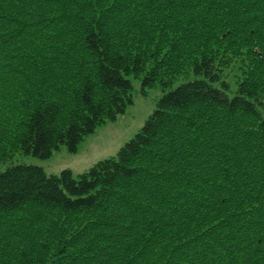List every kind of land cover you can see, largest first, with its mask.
<instances>
[{
    "label": "trees",
    "instance_id": "16d2710c",
    "mask_svg": "<svg viewBox=\"0 0 264 264\" xmlns=\"http://www.w3.org/2000/svg\"><path fill=\"white\" fill-rule=\"evenodd\" d=\"M165 8L191 31L165 55L191 54L194 79L77 176L0 172V264H264V0H0V98L21 111L8 125L26 155L76 152L131 103L127 76L148 87L164 75L124 25L141 31ZM234 59L242 80L229 96L221 75ZM26 207L34 215L16 216ZM80 213L85 227L52 232Z\"/></svg>",
    "mask_w": 264,
    "mask_h": 264
},
{
    "label": "rangeland",
    "instance_id": "374dc122",
    "mask_svg": "<svg viewBox=\"0 0 264 264\" xmlns=\"http://www.w3.org/2000/svg\"><path fill=\"white\" fill-rule=\"evenodd\" d=\"M169 12L171 10L167 8L162 11L156 10L152 15L151 22H145L144 25L141 24V31L124 25L129 32V42H133L134 48H139L135 44L140 45L141 48L145 47V54L150 55L151 60L148 68L153 66V61L158 60L164 65L162 66V69H165L164 75L159 76V81L148 87H143L141 84L144 73L139 77L127 76L132 85L131 103L126 106L123 113L116 115L114 120H104L97 125L93 133L84 136L78 144L76 152L72 153L65 145H61L52 152L49 158L40 159L32 155H26L18 150L16 132L20 130V127L18 126L17 131L14 133L12 124L8 125L11 122V116L13 120L19 116L21 117L20 107L19 105L17 106L15 101L17 98H8L7 96V98H0V124H2L0 126H4L5 131L3 135L0 132V151L2 152L0 153V172L16 165H35L41 167L47 175H57L60 171L69 169L74 176H77L87 171L97 162L114 157L118 150L141 130L156 109L158 100L165 92L171 87L175 88L183 82L194 79L191 67V54L188 57L187 55L181 57L179 52H174L175 54L173 55L171 53L170 56L165 55V52L168 51L167 49H171L177 39L189 37L191 32L189 31L188 22H180V15L176 13L170 14ZM185 26H187L186 29ZM200 32L202 33L204 30ZM119 40L121 46L125 48L123 39L119 37ZM201 46L200 38H194L193 42L190 43V47L191 49H193L192 47L198 49L191 51V53H198ZM230 63L223 68L221 75L222 79L231 87V91L228 92L229 96L232 95L236 85L242 80V74L238 69L240 63H242L240 59H234ZM161 80H164L170 86H163ZM34 85L41 84L33 82L32 86ZM262 103H264V98ZM262 114L264 115V109H262ZM14 128L16 130L15 126ZM206 134L208 138L211 137L214 142H217V133L212 128H209ZM32 215H34V211L30 207H26L17 213L16 216L28 218ZM91 218L92 215L86 213L68 215L66 219H63V216L55 218L52 232L56 227L55 225L58 227L63 226L68 232L70 229L75 230L85 227L91 221ZM46 233L44 232V235ZM37 248L43 249L42 246Z\"/></svg>",
    "mask_w": 264,
    "mask_h": 264
}]
</instances>
